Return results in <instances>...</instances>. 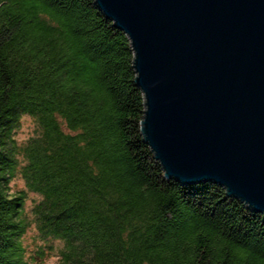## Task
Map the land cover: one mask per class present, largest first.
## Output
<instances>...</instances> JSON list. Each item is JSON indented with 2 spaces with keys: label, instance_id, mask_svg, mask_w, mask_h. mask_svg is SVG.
I'll list each match as a JSON object with an SVG mask.
<instances>
[{
  "label": "trees",
  "instance_id": "trees-1",
  "mask_svg": "<svg viewBox=\"0 0 264 264\" xmlns=\"http://www.w3.org/2000/svg\"><path fill=\"white\" fill-rule=\"evenodd\" d=\"M143 112L93 0H0V264H264V216L165 179Z\"/></svg>",
  "mask_w": 264,
  "mask_h": 264
},
{
  "label": "water",
  "instance_id": "water-1",
  "mask_svg": "<svg viewBox=\"0 0 264 264\" xmlns=\"http://www.w3.org/2000/svg\"><path fill=\"white\" fill-rule=\"evenodd\" d=\"M128 39L164 178L264 216V0H93Z\"/></svg>",
  "mask_w": 264,
  "mask_h": 264
},
{
  "label": "rangeland",
  "instance_id": "rangeland-1",
  "mask_svg": "<svg viewBox=\"0 0 264 264\" xmlns=\"http://www.w3.org/2000/svg\"><path fill=\"white\" fill-rule=\"evenodd\" d=\"M35 134V127L34 125L31 123V121L24 119L23 120V124L21 129L19 130L18 134H17V139L19 141H24L26 139H28L29 137L33 136ZM15 184L20 187L22 185V183L18 180H16ZM15 187V186H14ZM30 197H33L32 195ZM30 202L27 203V208L29 207ZM56 261V258L53 257L50 260H47L46 263L47 264H52L53 262Z\"/></svg>",
  "mask_w": 264,
  "mask_h": 264
}]
</instances>
